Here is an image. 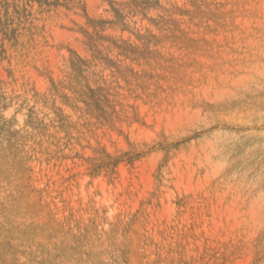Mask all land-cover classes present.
<instances>
[{"label": "rangeland", "instance_id": "obj_1", "mask_svg": "<svg viewBox=\"0 0 264 264\" xmlns=\"http://www.w3.org/2000/svg\"><path fill=\"white\" fill-rule=\"evenodd\" d=\"M0 264H264V0H0Z\"/></svg>", "mask_w": 264, "mask_h": 264}, {"label": "bare ground", "instance_id": "obj_2", "mask_svg": "<svg viewBox=\"0 0 264 264\" xmlns=\"http://www.w3.org/2000/svg\"><path fill=\"white\" fill-rule=\"evenodd\" d=\"M35 78V77H34Z\"/></svg>", "mask_w": 264, "mask_h": 264}]
</instances>
